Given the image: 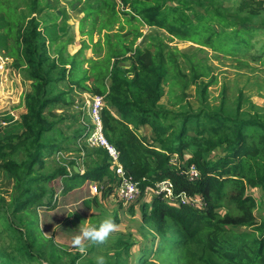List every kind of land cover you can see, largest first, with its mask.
<instances>
[{
	"label": "trees",
	"instance_id": "1",
	"mask_svg": "<svg viewBox=\"0 0 264 264\" xmlns=\"http://www.w3.org/2000/svg\"><path fill=\"white\" fill-rule=\"evenodd\" d=\"M174 1L177 4H170ZM41 2L25 0L30 12H21L16 0H0V51L13 60V70L31 82L24 96L22 132L0 139L1 166L14 178L18 192L9 204L14 220H8L6 227L26 239L23 253L27 255L14 256L0 248V264H51L42 258V251L54 259L63 245L50 234L52 223L46 225V237L38 240L36 228L28 229V214L54 211L61 199L90 183L119 182L104 148L79 143L88 128L78 125L67 133L61 126L69 117L56 109L69 106L67 96L76 91L104 97L105 136L120 152L126 176L140 189V198L128 210L135 216L138 207L147 230L154 234L153 247L159 244L155 250L151 247L140 253L137 264H264V220L259 221L257 201L249 193L257 188L264 191V114L259 105L251 102L250 113H245L240 93L234 105L223 98L214 107L209 103V89L216 78L204 57L176 46L167 49L158 34L148 36L145 45H137L146 26L165 31L171 40L200 45L202 52L208 48L229 56L243 67L252 66L250 58L264 65V46L256 50L253 43L257 27L225 11L210 7L198 11L190 0H101L86 11L95 23L103 19V10L111 17L100 24L98 32L104 39L94 44L99 56H86L90 46L85 42L71 55L69 41L59 43L53 56L51 48L57 38L50 30L55 21H39ZM263 11L262 1L242 0L235 13L259 15ZM117 22L121 25L114 32ZM83 27L82 34L92 37L94 30L85 32ZM192 86L198 109L189 101ZM166 95L168 104L162 103ZM71 118L74 124L80 119ZM145 127L150 135L140 132ZM73 144L74 150L69 147ZM66 150L82 156L83 173L76 160L49 165L48 158ZM175 155L178 163L173 161ZM192 165L200 173L195 182L183 173ZM165 181L172 185V196L163 192L151 203L145 201L147 193ZM114 190L103 187L102 195ZM182 196L201 198L204 205L182 204ZM92 203L98 204L97 197L83 200L87 209ZM71 216L57 217L59 231L71 228ZM129 247L126 244L124 250ZM122 253L117 264L124 263ZM152 255L158 262L149 260Z\"/></svg>",
	"mask_w": 264,
	"mask_h": 264
},
{
	"label": "rangeland",
	"instance_id": "2",
	"mask_svg": "<svg viewBox=\"0 0 264 264\" xmlns=\"http://www.w3.org/2000/svg\"><path fill=\"white\" fill-rule=\"evenodd\" d=\"M101 0H42L41 7L43 12L38 14L39 21L47 19L48 23L55 21V25L50 30V35L57 40L52 46L51 53L56 55V46L62 41H69L67 51L74 55L77 53L85 42L90 48L86 49L85 55L96 59L99 53L95 52L94 44L100 39H104V34H99L100 24L107 21L111 17L108 16L107 10L102 11V20H97L95 23L92 17H87V10L90 7H97ZM194 3V8L198 11L204 12L207 7L213 10L225 11L224 13L231 15L238 19L241 23H249L250 27L256 28L253 43L256 50L261 49L264 46V11L259 15L241 14L236 15V8L239 6L242 0H190ZM262 1L264 0H254ZM170 4H177V1ZM16 5L19 6L20 11H28V5L25 0H16ZM228 10V11H227ZM56 18V19H55ZM42 19V20H41ZM124 17L120 16L121 22ZM245 21V22H242ZM84 24V31L94 30L93 36L89 34H82L81 25ZM120 23H115L112 29L114 32L119 29ZM48 31V30H47ZM48 31V32H50ZM144 36L140 38L137 45L143 46L146 44L147 37L150 35L158 34L164 37L165 46L168 48L176 46L181 51L188 54L199 53L201 57H204L206 62L212 68V75L216 78L215 84L209 89V103L218 107L223 98L229 105H234L235 99L240 93L244 94L243 110L245 113H250V103H256L259 105V110L264 114V65L261 63L253 62L250 58L252 66L243 67L235 59L222 55L212 50L194 44L192 42L181 41L178 39L171 40L169 35L156 28H150L142 26ZM104 33V32H103ZM254 52L252 50L251 53ZM0 61L4 68H0V139L6 138L11 134L21 133L23 130L21 122V108H24V96L31 90V82L25 80L17 71L13 70L11 58L4 56V53L0 51ZM124 64V63H123ZM121 63V65H123ZM120 66V64H119ZM63 84L59 85L62 88ZM168 89L166 88V91ZM195 88L192 86L188 90L189 101L193 108L198 109L199 102L197 101ZM93 94L83 93L80 91L71 92L67 98L70 102L69 106L58 107L56 110L59 113H65L67 121L61 124L63 129L67 132H73L78 125H83L89 130V105L93 98ZM162 103H169V96L166 95L162 99ZM12 113V114H11ZM79 118V121L74 124V119L71 116ZM81 115V116H80ZM69 125H73L72 128H68ZM72 150L76 149L75 145L69 146ZM78 156V153L71 150L60 151L55 153L47 161L52 167L58 165H65L72 160H76L78 165L77 169L82 171L83 158ZM177 161V156L174 158ZM174 161V160H173ZM67 162V163H66ZM2 162L0 160V248L5 249L14 256L27 255L23 253L26 250V244L23 237L19 232H13L6 227L13 221L14 216L11 214V208L9 206L11 198L17 195V187L15 185L14 178L3 170ZM58 182L53 184L57 186ZM91 185V184H90ZM94 185V184H93ZM99 187L85 186L84 189L76 191L74 194L68 195L66 198L61 199L56 206V214L60 217L72 215L70 222L72 226L67 229L66 232H61L63 236L56 238V243L61 246L60 256L51 258L49 255H44L42 251V258L51 264H97V258L103 257L104 264H117L120 261V250L122 253L123 264H137L140 253L153 247V236L151 231L147 230V226L143 222L141 211L136 208V215L132 216L129 212L128 205L123 204L117 197L114 191L106 192V195H102V191H99ZM97 197L98 204H93L90 209H87L83 200L86 198L91 199ZM151 197V196H150ZM264 198V195L259 198V201ZM8 206H5V203ZM52 211L39 210L38 213H29L27 219L28 229L35 230L36 238L40 241L46 237L44 234L47 222L51 223L50 218ZM6 213V216L4 217ZM256 215L259 219H264V200L259 204L256 210ZM50 215V216H48ZM92 216L94 218H92ZM16 217V216H15ZM111 218L113 221L118 220L116 229L110 233V235L102 242L85 240V249L80 250L78 245L73 243L76 235L79 234V227H86L90 225H99V223L105 219ZM17 219V218H16ZM10 220V221H8ZM61 221V220H60ZM59 221V222H60ZM14 223V222H13ZM16 223H20L16 220ZM61 226V224L59 225ZM129 244V250H124L125 245ZM158 241L155 242L153 250L158 246ZM48 253V250L45 249ZM36 254H39L38 250H35ZM152 262H158V259L152 255L149 259ZM32 264H37L33 262Z\"/></svg>",
	"mask_w": 264,
	"mask_h": 264
},
{
	"label": "built area",
	"instance_id": "3",
	"mask_svg": "<svg viewBox=\"0 0 264 264\" xmlns=\"http://www.w3.org/2000/svg\"><path fill=\"white\" fill-rule=\"evenodd\" d=\"M105 105L106 102L103 96H93L89 105L88 115L90 125L88 134L85 135L83 139L79 140V143L81 144L82 142H86L90 148H104L108 152L112 164L111 168L119 177V182L116 185H113V187H115V192L120 201L125 205H129L136 202L140 198L141 192L138 185L131 178L126 176L123 165L120 162V152L108 141L105 136L102 117V111ZM183 173L186 174L190 182H195L200 177V173L194 165L189 166ZM101 187H99V191L103 190V187ZM163 192H166L169 197L172 196V185L170 181H165L158 185L156 193L161 194ZM180 203L188 204L194 207L204 205V201L198 197L186 198L182 196L180 198Z\"/></svg>",
	"mask_w": 264,
	"mask_h": 264
},
{
	"label": "clouds",
	"instance_id": "4",
	"mask_svg": "<svg viewBox=\"0 0 264 264\" xmlns=\"http://www.w3.org/2000/svg\"><path fill=\"white\" fill-rule=\"evenodd\" d=\"M117 225L111 218L103 219L99 225H90L86 227H79V234L75 236L73 243L80 247V250L85 249V244L83 241H104L110 233L116 229ZM97 264H104V258L98 257Z\"/></svg>",
	"mask_w": 264,
	"mask_h": 264
},
{
	"label": "crops",
	"instance_id": "5",
	"mask_svg": "<svg viewBox=\"0 0 264 264\" xmlns=\"http://www.w3.org/2000/svg\"><path fill=\"white\" fill-rule=\"evenodd\" d=\"M0 68H4V66L1 64V61H0ZM24 108H21V110H20V113H22L21 115H23L24 113H26V108H25V106H23ZM12 114V113H11ZM140 132L141 133H143V134H147V135H150V133H151V130L149 129V128H142L141 130H140ZM174 162L175 163H178V160L176 161L175 159H174ZM84 172V169L82 170V173ZM91 185V187H93V186H98V187H101V184L99 185V184H97V183H90ZM94 184V185H93ZM102 187H113V185H106V186H102ZM249 193L255 198V200L257 201V204H258V206L257 207H259V204L260 203H262L263 202V200H264V198L263 199H261L260 201H259V198L260 197H262L263 195H264V191L262 190V189H259V188H257V189H250L249 190ZM157 195V193H156V191H151V192H149V193H147V196L145 197V201H147L148 203H151V201H152V198L154 197V196H156ZM151 196V197H150ZM129 207V206H128ZM56 212H57V210H54V211H52L50 214H51V216L50 215H48V216H50V218L52 219V224H50L49 222H47V224H50V229H51V233L50 234H52V235H54V238H55V240H56V238H58V237H61V236H63L62 235V231H59V225H60V222H58V220H57V217L59 216V215H57L56 214ZM54 218V219H53ZM259 219V218H258ZM261 220H264V219H259V221H261Z\"/></svg>",
	"mask_w": 264,
	"mask_h": 264
}]
</instances>
